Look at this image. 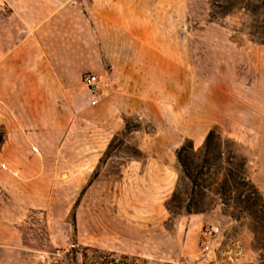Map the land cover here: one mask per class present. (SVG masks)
Returning a JSON list of instances; mask_svg holds the SVG:
<instances>
[{"label": "rangeland", "instance_id": "1", "mask_svg": "<svg viewBox=\"0 0 264 264\" xmlns=\"http://www.w3.org/2000/svg\"><path fill=\"white\" fill-rule=\"evenodd\" d=\"M150 2L148 58H127L123 42L114 63L100 58L104 72L87 71L102 78L99 106L81 80L38 104L54 115L0 102V264H82L84 249L125 264H264L263 192L228 181L226 203L208 192L188 211L176 160L213 129L225 155L210 156L199 184L243 158L251 181L264 154V0ZM204 227L218 232L206 240Z\"/></svg>", "mask_w": 264, "mask_h": 264}, {"label": "crops", "instance_id": "2", "mask_svg": "<svg viewBox=\"0 0 264 264\" xmlns=\"http://www.w3.org/2000/svg\"><path fill=\"white\" fill-rule=\"evenodd\" d=\"M4 1L0 102L13 115H54L38 104L71 96L73 83L81 80L72 72H104L100 58L114 63L122 56L123 42L127 58H148L146 45L151 40L145 38L142 22L156 8L150 0ZM97 76L100 85L103 81ZM260 155L251 182L264 194V154Z\"/></svg>", "mask_w": 264, "mask_h": 264}, {"label": "trees", "instance_id": "3", "mask_svg": "<svg viewBox=\"0 0 264 264\" xmlns=\"http://www.w3.org/2000/svg\"><path fill=\"white\" fill-rule=\"evenodd\" d=\"M226 142L225 140H222L220 135H218L213 129H210L204 138L203 144L198 150V152H195L193 150V147L189 145V143H183L176 155V160L178 165L180 166V175L181 177L188 180V185L190 187V190L188 191L189 194V201L187 202V210H192L191 206L193 203H196L198 198L200 197L201 201L207 196L208 192L211 193V195L217 200L226 203V196H227V188H228V181H231L236 184V186L240 190L250 189L253 191V193H259L258 188L247 178L245 173V166H246V160L242 159V164L239 165V168L236 169V172H233L229 167H224L223 171L220 174V182L215 185L214 187H211V185L208 186H202L199 184V181H203L204 177H206V167L204 163H208L210 156L215 155L221 157L225 155L224 152H221L220 146L222 143ZM230 151L226 153V156L224 157V160L229 165L231 164V161L233 160L234 156H231ZM190 157H197L200 159V163L194 164V170L191 169L190 162L192 160ZM201 188H203L201 190ZM251 198L247 197L246 204L248 206H252ZM253 201V200H252ZM201 203V202H200ZM85 252L82 253V264H125L123 261L128 259V256H121V260L116 261L115 259L107 260L109 256L112 255V253H107L104 257L100 251L94 250L95 252L93 258L91 259L86 254V249H84ZM76 252H74V255ZM132 260H139V257H133ZM142 262H145L141 260Z\"/></svg>", "mask_w": 264, "mask_h": 264}, {"label": "built area", "instance_id": "4", "mask_svg": "<svg viewBox=\"0 0 264 264\" xmlns=\"http://www.w3.org/2000/svg\"><path fill=\"white\" fill-rule=\"evenodd\" d=\"M0 4H2L0 0ZM82 85L86 88V90L89 92L91 96V100H89V105L91 107L97 106L100 97H101V89L99 86V78L96 74H93L91 72H86L82 75ZM218 232L217 227H204L201 234L202 236L208 240L209 238L213 237L216 235Z\"/></svg>", "mask_w": 264, "mask_h": 264}]
</instances>
